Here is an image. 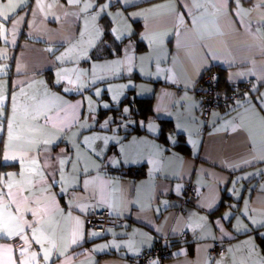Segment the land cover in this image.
<instances>
[{"label": "crops", "instance_id": "crops-1", "mask_svg": "<svg viewBox=\"0 0 264 264\" xmlns=\"http://www.w3.org/2000/svg\"><path fill=\"white\" fill-rule=\"evenodd\" d=\"M30 2L27 0L17 9L1 37L2 94L6 98L13 91L18 94L16 127L25 139L13 142L11 152L17 159L9 163L16 166L0 173L5 177L17 174L11 181L14 199L7 195L0 198V203L9 205L7 210L0 208V219L7 220L10 210L17 216L11 222L13 229L22 224L25 231L12 239L0 236V264H20L25 260L28 264H52V260L45 262L43 258L50 242L61 251L68 249L55 264H134L157 239L186 233L191 235L192 249L178 246L169 260H156L157 264H253L264 257L257 234L251 230L253 220H264V162L242 164L255 154L253 142L256 151L264 149V128L246 111L249 101L257 102L252 99L257 95L253 85L264 93V0H240L239 13L235 0H229L227 8L224 0H196L201 7H193V0H183L178 5L179 12L171 10L175 0H132L130 4L123 0H87L93 4L87 12L81 11L85 0L79 5H68L67 0H43V11L37 8L36 0ZM104 4L109 7L101 12ZM116 12L122 15H109ZM181 15L183 23L178 20ZM93 16L97 17L95 21ZM102 19L109 22L110 34L116 41L124 40L122 52L108 61L86 64L104 35ZM136 24L141 27L140 39L146 45L141 51L133 38ZM22 34L29 40H21ZM117 35L120 39H116ZM49 48L52 52L47 51ZM61 54L64 59L58 61L56 57ZM113 60L121 63L109 66ZM94 64L101 66L94 68ZM214 66L225 68L226 79L232 84L250 81L249 101L241 98L229 108H215L202 121L195 88L204 72ZM47 72L53 73L54 83L57 73L65 77L60 84L55 83L61 86L60 91L49 86ZM65 88L73 90L65 92ZM129 90L133 96L154 99V116L143 125L146 133L126 135L135 124L133 119L113 128L108 124L101 127L108 117L98 121L100 106L118 104ZM72 94L79 96L71 97ZM105 94L108 98H104ZM5 103L11 116V103L7 99ZM70 105L77 107L73 110ZM34 110L40 115L35 123L41 130L28 133L24 130L32 124ZM158 119L173 123L166 134L167 142L157 138L161 128ZM0 135H4L6 143V130ZM53 135L59 146L51 153L42 148L33 150L36 146L27 142L32 136L42 139ZM180 135L188 145V154L175 147ZM97 137L109 138L107 145ZM60 149H65V154L51 159ZM60 158L65 160L63 165ZM140 166L146 169L141 177L114 172ZM34 169L38 172L34 173ZM21 171L24 182L18 185ZM245 176L247 179L237 180ZM53 180L57 183L53 184ZM233 180H237L235 185ZM7 182L0 181L5 193L9 191ZM62 188L67 191L62 192ZM188 188L191 197L185 202ZM224 200L222 214L212 218L210 213ZM17 207L21 208L19 214ZM28 208L32 211H24ZM88 209L110 212L112 223L99 235H91L94 230L89 224ZM238 220L249 225L247 232L237 230ZM25 221L37 231L33 233ZM74 238L78 239L76 244H72ZM249 239L259 246V256H249ZM15 241L23 245L19 248ZM217 244L223 247V254L212 252ZM22 248L27 251L21 253ZM32 253L37 254L35 259Z\"/></svg>", "mask_w": 264, "mask_h": 264}, {"label": "snow or ice", "instance_id": "snow-or-ice-1", "mask_svg": "<svg viewBox=\"0 0 264 264\" xmlns=\"http://www.w3.org/2000/svg\"><path fill=\"white\" fill-rule=\"evenodd\" d=\"M132 2V0H123V3L125 4H130ZM183 2V0H175V3L171 6V10L173 12H179V8L178 5L181 4ZM236 2V6H237V10L238 13L240 11H242V9L240 8V0H235ZM27 3V0H19V2L17 3L16 0H7V2L5 3V0H0V37L3 36V33L5 31V24L9 21L12 20L13 18V14L17 13V9L21 8L24 4ZM81 3V0H67V4L68 5H79ZM36 5L37 8L40 11L44 10V3L43 0H36ZM193 7H201L200 4L196 3V0H193ZM47 7H52V5H48ZM109 7L108 4H104L101 6V12H103L105 9H107ZM184 7H187V5L185 4ZM224 7L227 8L229 7V0H224ZM93 8V4L92 3H88L87 0H85L84 3V7L81 9V11L87 12L88 9ZM4 9H7V11H5ZM124 11H127V8L124 9ZM99 15V14H98ZM109 15H115V16H120L122 15L121 12H116L114 14L109 13ZM131 15L133 16H139L141 15V13H132ZM93 21H95L97 19L96 16L92 17ZM178 20L183 23V16H178ZM194 21V18H193ZM113 32H118L119 29H113ZM129 33H131V28L129 27ZM81 36H83V33H81ZM97 38H99V29H97ZM116 39H120V36L117 35ZM47 51L52 52V49L49 48L47 49ZM211 54H209L210 56ZM88 57V53L85 52L84 53V58L87 59ZM56 59L58 61H62L64 59V54H61L60 56H57ZM109 66L111 65H118L121 62L119 60H113L108 62ZM101 65H93V67H100ZM131 69H129L130 71ZM0 71H3V69H0ZM81 75H86V73H81ZM239 75H244V74H239ZM58 79H56L55 83L56 84H60L61 81L63 79H65V77H63L62 75H60L59 73H57ZM231 80V77L229 78ZM218 80V77H212V82ZM70 84L71 83H75V81L69 80L68 81ZM212 82H209L208 87L206 89V93L207 96H211V87H212ZM43 83V82H41ZM93 83H95V81H93ZM4 85H0V132H3L6 130L7 132V142H4V137L3 135H0V151H3V159L2 161H0V167H11L13 166L12 164H10V161H15L17 159V157L12 154L11 149L13 146V142L16 140H20V139H25V137L21 134L18 133L17 127H16V119H15V112L17 109V99H18V94L13 91L7 98L2 94V90L4 89ZM15 87V86H13ZM29 87H31V85H29ZM73 89L70 88H65L64 91H72ZM252 91L256 92L257 95L255 97H253L252 99L257 101L256 103H251V101H249V93L245 92L244 93V98L246 101H249L250 103V107L248 109H246V111L251 112L254 117L256 118V120L258 121L259 125L261 126V128H264V93H260L259 89L256 88L254 85L252 87ZM24 89L21 88L20 89V93H23ZM96 95L99 96L100 95V91L99 89H97ZM6 99L11 103L12 106V115L9 116L8 114V108L6 107ZM33 99H36L35 97ZM56 100H61V97L59 96H55ZM64 103H67V101H63ZM105 108H108L109 105L108 104H104L103 105ZM70 107L75 110L76 109V105H70ZM27 111V110H26ZM129 109L125 108L124 109V113H128ZM31 119H32V124L29 125V127L24 130L28 133H35L41 130L40 125L36 124L35 122L37 120L40 119V115L38 114V110H34L33 113H31ZM85 119L87 120L88 117H85ZM94 119V118H93ZM109 120L112 119V117L108 118ZM108 124V121H105V123L103 125H101V127H106ZM60 139H62V137H60ZM89 138L85 137V140L87 141ZM97 139H103L105 145H107L108 143V139L109 138H101V137H97ZM27 142L30 144L35 145L36 147L33 150H40L42 148L43 151L45 152H54L55 148L58 147V143H57V137L56 136H51L49 138H42V139H37L34 136L27 138ZM253 151L255 152V154H253L251 156V159H244L242 161L243 165H248V164H255V162H264V149L256 151L255 148V143L253 142ZM65 154V149H60V152L57 154V156L52 157L50 156L51 159H56L57 157H62ZM99 155V153H98ZM31 163L33 164V166L36 165L37 161L35 158H33L31 160ZM59 163L61 165H63L65 163V160L60 158L59 159ZM113 163H118V161H113ZM233 167H237L238 165H232ZM264 171V170H261ZM38 172V169H34V173ZM17 174L16 173H8L7 177L0 175V181L3 180H7L8 182L5 184V187L7 189H9V191L7 193H5L2 189H0V198H3L5 195H7L10 199H14L13 198V194L11 192V189L13 187V183H11V181L15 178ZM19 175L21 176V181L17 182V184L19 185L20 183L24 182V172L21 171V173H19ZM42 175V174H41ZM248 175H253V173H249ZM239 179H247V176L245 177H237V180ZM237 180H233L232 183L233 185H235L237 183ZM30 183V181H29ZM53 184L57 183L55 180H53L52 182ZM86 183H90V182H86ZM49 189L46 188L45 191H48ZM62 192L67 191L66 188H62L61 190ZM233 191L235 192V189H233ZM236 194L238 195L239 193L236 192ZM25 200H27V198H25ZM230 207H235V205H231ZM0 208L3 209H9V205L8 204H4V203H0ZM143 210V209H142ZM16 213L19 214L21 212V208L17 207L15 209ZM24 211L27 212H31L32 210L30 208L28 209H24ZM33 216L36 215V213H32ZM248 214L247 212H244V216L246 217ZM20 219L23 220V216H20ZM224 219H227V216L224 217ZM17 220V216L12 215V212L9 210L7 212V220H3L0 219V236H6L9 239H12L13 237L16 236H20L21 233H23L25 231V226L22 224H16L15 226V230L13 229L11 222H14ZM81 222L79 220H77V224L79 225ZM25 224H27V222L25 221ZM238 229L237 230H243L245 232H247L249 230V225L244 224L243 220H238ZM258 225V227L256 226ZM28 228H31L33 233H35L37 231V229L32 225V224H27ZM264 228V220H260V221H256L253 220L252 221V231L254 233H256L259 238L261 240H264V231H261L260 229ZM92 236H96L99 235L98 232L93 231L91 233ZM22 239H25V241L27 242V238L21 236ZM33 239L37 242V243H41L42 241L39 237H37L36 235H33ZM148 239L150 240L151 237H148ZM78 242L77 238H74L72 240V244H76ZM248 245H251V249L249 251V256H259V246L256 245V242L254 239H249L246 242ZM29 247H31V245H29ZM53 249H57V251L54 253ZM8 251H10L11 249H7ZM96 249H94L93 251H95ZM27 251V248H22L21 249V253H24ZM68 251L67 248H65L63 251L59 250L57 248V245L54 242H50V246L48 248L44 249L43 252V258L45 260V262H48L49 260H52V264H55V260L60 257V256H64L65 253ZM36 253H32V259H35L36 257ZM68 261L71 260V257L67 258ZM20 264H28L27 260L25 261H21ZM61 264H65V261H61ZM150 264H157V261L153 260L150 261ZM218 264H220V262H218ZM242 264H248L247 261L242 262ZM253 264H264V257H260L258 261H254Z\"/></svg>", "mask_w": 264, "mask_h": 264}, {"label": "trees", "instance_id": "trees-1", "mask_svg": "<svg viewBox=\"0 0 264 264\" xmlns=\"http://www.w3.org/2000/svg\"><path fill=\"white\" fill-rule=\"evenodd\" d=\"M32 1L33 0H31V2ZM102 22L104 23L103 25H105L103 27L104 35L98 47L91 53L90 59L86 61V64H89L93 61H108L122 52V44L124 43V40L119 41V42L116 41L110 34L109 22L106 19H102ZM135 26H136V31H135V34L133 35V38H136V41L138 43L137 44L138 51H141L146 48V45L140 39V31H141L140 25L136 24ZM20 39L29 40L24 34L21 35ZM2 44H3V41L0 37V46ZM210 69L217 71L219 73L220 86L224 91H227V93L230 92L231 90L238 88L239 85L242 83L241 82L238 84H232L228 82L226 79V69L225 68L223 69L219 66H214ZM45 78L49 86L52 89H55L58 91L61 90V86L56 85L54 83V76L52 72H47L45 74ZM132 92H133L132 90H129L128 93L123 97L122 101L119 102L118 104H111V106H109L108 108H104L100 106L98 114H97L98 121L100 122L104 120L106 117H112L108 125L110 128H113L119 123H122L123 121L126 122L129 119H133L135 124L134 126H131V129L129 131L126 132V135L129 136L130 134H133V133L134 134L135 133H140V134L146 133V130L144 129L143 125L148 120V118H150L151 116H154V110H153L154 99L153 97L139 98V97H136L135 95L133 96ZM78 96L79 95H75V96L73 94L71 95V97H78ZM104 98H108V95L105 94ZM125 108L129 109L128 113L126 114L124 113ZM220 109H225V108H220ZM199 118H200V115H199ZM200 119L202 121H206V120H203L202 118ZM158 121H159L161 128H160L159 136L157 138L163 140L164 142H167L166 134L173 127V123L169 119H158ZM93 129L98 130L97 128H92V130ZM92 130H89V131H92ZM179 140L180 141L175 145V147L180 152L184 154H188L189 148H188V145L184 142L182 135L179 136ZM2 159H3V151H0V161H2ZM12 165L13 166L11 167H0V173L16 166V164H12ZM114 172H117L126 177H132V176L141 177L146 174V169L144 166L129 167V168L123 167V168H120L119 171L114 169ZM190 197H191V188H188L185 190L183 199L186 202V200H189ZM224 199L226 200L227 198L224 197ZM225 200L222 202L219 208H217L215 211L210 213L212 218L220 216L222 214L223 209L225 207ZM256 238H257V243L260 246V249L264 251V240H261L258 235L256 236ZM191 243H192L191 235L186 233L179 237L157 239L155 241L154 246L150 250H157L159 252L160 258H157L156 260L159 261L160 263H164L165 261L170 259L172 255V250L174 248H177L178 246H181V245H185V246H188L189 249H192V246H190ZM216 246H214V248ZM150 250H147V251H150ZM142 255L143 253L141 254V256ZM140 257L136 258V260L134 261L135 262L134 264H141Z\"/></svg>", "mask_w": 264, "mask_h": 264}, {"label": "built area", "instance_id": "built-area-1", "mask_svg": "<svg viewBox=\"0 0 264 264\" xmlns=\"http://www.w3.org/2000/svg\"><path fill=\"white\" fill-rule=\"evenodd\" d=\"M212 77H218V80L212 82ZM209 82H212L211 96H207L206 93ZM250 89V81H244L238 88L227 93V91H224L220 86L219 73L211 69L205 71L195 88L200 101V118L207 120L213 109L230 107L237 100L244 98V93H249L251 91ZM87 217L91 228L98 233H102L104 228L112 223L110 212L107 209L101 211L88 209ZM14 243L17 247H19L18 241H15ZM212 252L214 255L223 254L224 249L223 247L217 245ZM140 258L141 264H150V261L160 258V255L157 250H150L144 252Z\"/></svg>", "mask_w": 264, "mask_h": 264}, {"label": "rangeland", "instance_id": "rangeland-1", "mask_svg": "<svg viewBox=\"0 0 264 264\" xmlns=\"http://www.w3.org/2000/svg\"><path fill=\"white\" fill-rule=\"evenodd\" d=\"M109 118V117H108ZM106 119V120H104V123H105V121H108V124L110 123V120L109 119ZM108 126V125H107ZM118 128V127H117ZM109 137V136H108ZM18 245H19V248L22 246V243H20V242H18Z\"/></svg>", "mask_w": 264, "mask_h": 264}]
</instances>
